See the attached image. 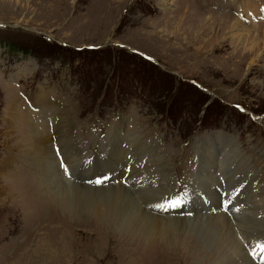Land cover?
<instances>
[{"label":"rangeland","instance_id":"374dc122","mask_svg":"<svg viewBox=\"0 0 264 264\" xmlns=\"http://www.w3.org/2000/svg\"><path fill=\"white\" fill-rule=\"evenodd\" d=\"M262 2L0 0V264H31L35 251L37 264H213L204 260L207 253L198 252L201 247L195 249L199 258L194 249L187 251L178 229L174 241L103 232V226H88L92 216L76 223L80 217L62 210L52 192L50 198L45 195L50 202L45 212L34 192L46 182L38 174L32 132L52 140L62 126L58 136L67 132L90 156L82 160L86 167L89 159L106 157L118 134L122 148L130 150L138 142L156 151L169 172V188L184 191L183 198L194 197L189 189L209 174L207 193L217 187L214 194L220 193L219 202L230 201L228 210L237 211L249 200L263 205L264 10L251 9ZM236 22L248 30L257 53L237 42ZM233 105L252 112L255 121ZM58 144L51 141L53 153ZM65 149L60 146L59 155ZM146 154L142 162L149 160ZM227 167L251 175L248 194L240 193L246 182L238 185V193L225 182L221 173ZM203 168L208 172L200 173ZM80 174L79 168H69L64 179L74 182ZM253 189L259 193L251 195ZM34 198L38 216L32 211ZM198 199L206 201L202 194ZM188 212L181 217L191 221L188 229L203 241L210 227L199 226L197 219L205 211ZM242 213L241 218L232 213L246 229L240 237H263L264 211L253 221L247 210ZM60 223L70 246L60 240L62 228L53 229Z\"/></svg>","mask_w":264,"mask_h":264},{"label":"bare ground","instance_id":"6f19581e","mask_svg":"<svg viewBox=\"0 0 264 264\" xmlns=\"http://www.w3.org/2000/svg\"><path fill=\"white\" fill-rule=\"evenodd\" d=\"M229 6L230 5H228V7ZM255 7H260L262 10H264L263 2L260 4L255 3L251 7V9H254L256 11ZM260 16L264 19V15ZM256 19L257 18H255V20ZM235 24L237 25H233V27L237 31L234 34L238 38L237 42H239V44H242L245 48L247 45H249V49L253 51L252 53H257V44L249 42L247 40L249 36L245 32L247 31L248 33V30L239 29L237 28V26L239 25L241 27V24L237 22ZM60 121L62 124L63 119L61 118ZM60 121H57V125L55 126H58L60 124ZM61 127L55 128V131L53 133L56 135L53 137L54 139L52 138V140H55L56 144L59 143L57 146V149L59 151L60 146L66 147L67 145L69 147V151L65 149L64 154H60L62 162L63 164H65L67 169L79 168L81 174L77 179H75L74 182H69L68 180L70 179L65 180L64 174L66 172L64 171V168L61 170L59 169L54 153L52 152V149L50 147L52 141L50 135L45 137V135L41 134V132H37L32 129L34 144L38 150V174L41 175L43 177V180L46 182L39 189H35L34 192H37L40 199L42 200V203H45V212H48L49 207V204H46V202L50 203L48 199L45 200V195L47 198H50L48 192H52L55 197L58 198V206L63 207L62 210H64L65 212L73 210L75 212V215L72 218H78V216L80 217L79 220H76V223L81 221H83V223L88 222V219L85 218L88 216H92L94 219L92 221H89L88 226L92 225L95 227H99L98 225H100L103 226V232H121L127 234V236H137L143 241H152L154 239L156 240L157 238H161L162 240L166 241L173 240L175 231L176 229H178L183 232V236L186 239L187 251H191L193 249L195 250L196 248L201 247L202 250L198 252L207 253L206 259H204L207 263L250 264L249 262L251 261L253 264H256L250 259L248 254H246L245 242L248 241V239H246L245 237H240V234L246 233V229L242 227V222H240L239 219H235L234 216L239 215L241 218V215L245 214L242 212H245V210H247L246 217L251 218V221H253L255 218H259L262 215V212L264 211V204L259 205L257 203L258 201L249 200L244 203V206L242 205L241 208H237L238 211H224L223 207L222 210L219 202L220 193L219 197L214 194V192L218 191V188L213 187L212 191L210 190L212 194L207 193V188L209 186L211 177H209V174H206V177L198 180L199 182L197 183L196 187L193 186L191 189H189L193 190V193L196 194L194 195V197H187V194H185V197L183 198V204L184 202H189L188 205L184 204L185 206L183 207V209L180 207L172 215L160 216L161 211H157L156 205L152 206V203L156 204L160 202L164 193H169L171 191V188H169V172L167 168L161 166V162L159 161L158 156L155 155L156 151L152 152V150H148L146 146H142L138 142H132V148L130 150L122 148L120 146L122 140L117 134L116 136L112 137L110 147H107L109 150L104 155L106 157L99 160L96 157H94V159H89L86 167L84 166V164L81 165L82 157L84 156L82 155V153L85 154L86 151H84L82 147L77 143L71 142V140L67 138V132L63 136H58ZM116 132L118 133V131ZM62 141H64V144H62ZM143 153H147L150 155L147 162L141 161L143 158H145L143 156ZM126 154H128L129 156L127 157ZM83 158H90V156L85 154V157ZM126 161L130 166L129 173L126 179H129L131 176H133V180H131V182L129 183L131 185L128 186L125 185L124 182H121L124 181V176L122 174L123 168L121 167L124 166ZM150 164H154V167L150 168ZM159 168H161V171L157 172L156 170ZM204 169L206 172H208L206 168L200 169L199 172L202 173ZM215 171L216 170H213V174ZM236 171H234L230 167H227V169L225 168L221 175L224 179L228 180H224L225 182H227L237 190L239 184L241 185L242 183L246 182L245 184L247 185L243 187V190L240 193L248 194L247 187H249L248 184L250 183L249 180L251 179V175L246 174L245 172L238 173ZM104 172H108V179L104 180L100 184L94 182L93 179L101 177L102 175H104ZM225 173L227 174L225 175ZM140 175L141 177L138 178H140L141 180L140 182H137V187L135 189L136 184H132V182H135V177ZM230 176H232V178H230ZM212 179H215L214 176L212 177ZM55 187L57 188L56 192H54V189H56ZM185 189L183 188V190ZM253 192L259 193L257 190L253 189L251 195L253 194ZM200 194L203 195V199L205 198L206 201H202V203L198 202ZM250 197L248 198L250 199ZM32 201L33 205H35V208H33L32 211L33 213L35 212V215L38 216L39 213H37V210H39V207L37 204V200L34 198ZM138 203L141 206H146V209L145 207L144 209L140 208V206H138ZM251 203H255V205L251 206ZM53 206H51V209ZM232 206L235 207V205ZM184 210L185 212H188L189 210V212L187 213L188 215L189 213L190 215L191 213L192 215H194L199 211H205V215H201V218L197 219V221L199 220L200 222L199 226H205V224L208 223L210 227L209 233L203 234V241L195 239L191 233V230L188 229L191 221H189V219L181 217V215L184 214ZM73 211L70 212L73 213ZM153 211L155 213L157 212V214L159 215H154L155 213L153 214ZM231 212H234L235 215H233ZM64 217L65 215H63V218ZM72 221L73 220H71V222ZM64 227L65 226L62 227V223H60V225L53 229H55V232H58L60 231L59 228H62V231H60V240H63L65 238L64 241L70 246L72 242L68 243L69 241L67 240L66 234L68 232H64ZM77 227L78 226L76 225L75 228L79 230V232L90 235V231H88L87 228L83 231L78 229ZM79 227H82L81 224H79ZM250 231L253 233L256 230L254 228ZM64 246L65 244L63 243V247ZM209 248H211L210 253L208 252ZM196 252L195 258H199L200 254ZM37 254L38 252L35 251L34 255H32L34 256V259L31 258V264H37ZM185 263L189 264V261H185Z\"/></svg>","mask_w":264,"mask_h":264},{"label":"snow or ice","instance_id":"6c2138e0","mask_svg":"<svg viewBox=\"0 0 264 264\" xmlns=\"http://www.w3.org/2000/svg\"><path fill=\"white\" fill-rule=\"evenodd\" d=\"M57 152H58V154H59V150H57ZM61 166L62 167H65V172L67 173L68 172V169L66 168V166L63 164V162H62V164H61ZM102 181H100V180H97L96 181V183H101ZM229 203H230V201H224V209L227 211L228 210V205H229ZM166 204H167V206L168 207H177V206H179V204H180V200H172V201H166ZM156 207H160V208H164L165 207V205H156ZM237 211H238V209H237ZM259 248H260V250H261V252H264V244H259V245H257Z\"/></svg>","mask_w":264,"mask_h":264}]
</instances>
